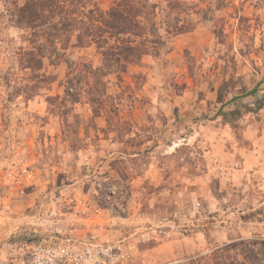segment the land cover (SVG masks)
<instances>
[{
  "label": "rangeland",
  "instance_id": "1",
  "mask_svg": "<svg viewBox=\"0 0 264 264\" xmlns=\"http://www.w3.org/2000/svg\"><path fill=\"white\" fill-rule=\"evenodd\" d=\"M52 227L264 264V0H0V244Z\"/></svg>",
  "mask_w": 264,
  "mask_h": 264
},
{
  "label": "built area",
  "instance_id": "2",
  "mask_svg": "<svg viewBox=\"0 0 264 264\" xmlns=\"http://www.w3.org/2000/svg\"><path fill=\"white\" fill-rule=\"evenodd\" d=\"M23 235L0 244V264H124L129 258L122 243L75 237L58 227Z\"/></svg>",
  "mask_w": 264,
  "mask_h": 264
}]
</instances>
